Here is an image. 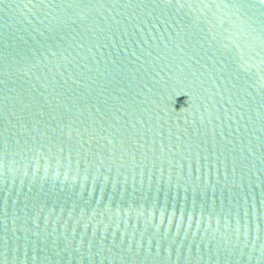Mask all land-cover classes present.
I'll use <instances>...</instances> for the list:
<instances>
[{
	"label": "water",
	"instance_id": "95a60500",
	"mask_svg": "<svg viewBox=\"0 0 264 264\" xmlns=\"http://www.w3.org/2000/svg\"><path fill=\"white\" fill-rule=\"evenodd\" d=\"M0 264H264V4L0 0Z\"/></svg>",
	"mask_w": 264,
	"mask_h": 264
},
{
	"label": "snow or ice",
	"instance_id": "6c2138e0",
	"mask_svg": "<svg viewBox=\"0 0 264 264\" xmlns=\"http://www.w3.org/2000/svg\"><path fill=\"white\" fill-rule=\"evenodd\" d=\"M260 2H261L262 4H264V0H260Z\"/></svg>",
	"mask_w": 264,
	"mask_h": 264
}]
</instances>
